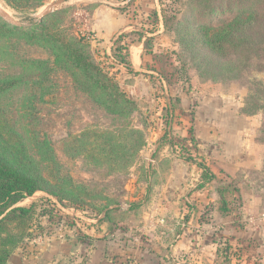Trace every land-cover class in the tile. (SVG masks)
Returning <instances> with one entry per match:
<instances>
[{"label": "rangeland", "instance_id": "374dc122", "mask_svg": "<svg viewBox=\"0 0 264 264\" xmlns=\"http://www.w3.org/2000/svg\"><path fill=\"white\" fill-rule=\"evenodd\" d=\"M259 5L0 0V142L11 148L0 152L39 186L16 204L32 212L22 232L10 225L26 234L10 257L29 258L34 234L88 245L92 234H144L165 264H190V252L170 254L180 234H197L214 247L212 257L200 243L203 264H264V43L223 54L208 43ZM108 24L134 25L133 71L98 36Z\"/></svg>", "mask_w": 264, "mask_h": 264}, {"label": "trees", "instance_id": "16d2710c", "mask_svg": "<svg viewBox=\"0 0 264 264\" xmlns=\"http://www.w3.org/2000/svg\"><path fill=\"white\" fill-rule=\"evenodd\" d=\"M40 6V4L34 7ZM155 21H158V12L154 10ZM224 26L213 35L209 36L212 39H208V43L213 45L211 50L215 53L223 54L224 50L228 46L242 47L248 46L256 47L254 43L263 45L264 43V5L256 6L250 9L249 14H237L230 18ZM221 19H216L220 21ZM227 20V19H224ZM223 21V19H222ZM212 22V21H211ZM213 23V22H212ZM207 23L205 26L211 29L214 25ZM211 24V25H209ZM127 34L121 33L113 41V58L117 62L131 72L133 71V65L126 53L129 55V44H126L125 40ZM240 39V41H237ZM141 41V40H140ZM228 44L227 47L224 45ZM217 46V48L215 47ZM241 56L240 51H235L234 54ZM126 55V56H125ZM84 59V58H83ZM84 66V69L89 72L90 69L96 67L97 70L102 71L100 66L92 65L86 58L79 60ZM98 82V78L96 77ZM3 126L0 122V130L3 131ZM11 151L7 146H3L0 142V151ZM5 153V152H4ZM203 168V178L206 183L214 179V175L209 169L200 164ZM39 190L37 179L27 176L19 172L13 165L7 162L0 152V264H7L14 248L22 241V238L26 234H15L10 227L14 224V228L18 232H22L25 228V221L29 218L32 207L16 206L22 199L27 196L35 194Z\"/></svg>", "mask_w": 264, "mask_h": 264}, {"label": "crops", "instance_id": "0c3cea01", "mask_svg": "<svg viewBox=\"0 0 264 264\" xmlns=\"http://www.w3.org/2000/svg\"><path fill=\"white\" fill-rule=\"evenodd\" d=\"M132 28L134 25L128 24L125 29L120 30L119 25L109 26L108 24L107 28L97 29V31L99 37L110 40ZM87 29L90 30V28ZM92 31L96 32L94 28ZM142 48L143 46L136 47L140 57ZM76 235L34 234V248L29 258H25L22 253H16L10 257L8 264H165V260H160L162 254L156 252V255H152L144 249V245H147L143 238L144 234H92L94 245H88L84 238H76ZM197 236V234L194 237L192 234H180V239L170 256L179 259V257H185L182 254L189 257L192 254L194 257L191 259L194 263L190 264H203L205 260L208 262L209 256L203 259V255L200 254L202 247L200 243L208 245L206 248H210L212 257L215 254L214 247L208 244L207 239H201L198 243ZM193 239L194 242H192ZM196 245L200 246L199 250Z\"/></svg>", "mask_w": 264, "mask_h": 264}, {"label": "built area", "instance_id": "2783aa9c", "mask_svg": "<svg viewBox=\"0 0 264 264\" xmlns=\"http://www.w3.org/2000/svg\"><path fill=\"white\" fill-rule=\"evenodd\" d=\"M84 35H86L88 38H91L92 34L89 32H86Z\"/></svg>", "mask_w": 264, "mask_h": 264}, {"label": "water", "instance_id": "95a60500", "mask_svg": "<svg viewBox=\"0 0 264 264\" xmlns=\"http://www.w3.org/2000/svg\"><path fill=\"white\" fill-rule=\"evenodd\" d=\"M53 6H54V4H53Z\"/></svg>", "mask_w": 264, "mask_h": 264}]
</instances>
